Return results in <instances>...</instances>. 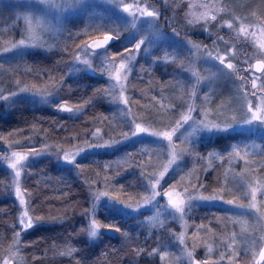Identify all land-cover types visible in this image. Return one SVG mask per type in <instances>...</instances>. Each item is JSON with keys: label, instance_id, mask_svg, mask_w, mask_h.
Masks as SVG:
<instances>
[{"label": "rangeland", "instance_id": "1", "mask_svg": "<svg viewBox=\"0 0 264 264\" xmlns=\"http://www.w3.org/2000/svg\"><path fill=\"white\" fill-rule=\"evenodd\" d=\"M155 1L159 0H0V94L8 87L6 70L14 67L9 78L16 85L13 92L47 103L53 74L26 73L12 61L23 48L45 49L57 44L73 28L70 22L86 19L85 25L77 26L68 37L64 35L69 41V55L55 80L64 82L81 70L105 76L110 115L120 127L116 134L112 130L110 137L100 140L101 128L96 126L86 142L62 147L48 144L46 148L19 149L0 145V168L5 174L2 188L17 208L14 232L0 246V264L8 260L26 264L21 254L23 236L34 225L51 221V216L32 211V191L24 182L27 174L38 182V172L30 167L34 157L55 153L57 164L74 166L85 151L115 149L124 143L135 145L136 154L122 151L114 156L112 167L117 173H135L139 190L136 196L124 198L104 193L103 181L93 182L92 191L104 195L89 198L80 234L91 241L100 230L116 233V228L101 224L96 217L95 210L103 204L118 208L124 218H133L144 237L157 232L163 244L158 247L156 243L151 249L160 252L162 258L157 254V260L163 264H255L264 239V117L253 120L252 113L264 112V96L258 94L252 104L249 94L255 90L254 81L256 89L264 84V74L252 70L255 59L264 61V0H229L224 5L204 0L212 7L207 20L217 19V24L221 22L227 30L218 25V31L210 33L205 23L198 28L192 23L193 33L203 32L208 37L204 41L180 36L174 29L166 32L152 6ZM160 2L180 7L187 19L188 0ZM108 33L123 35L128 45L116 52L88 47L89 39ZM236 43L247 45L248 52L240 59L247 75L237 71L239 65L232 60L238 53ZM121 64L125 67L117 80L116 69ZM5 95H0V101ZM56 108L77 111L67 103ZM231 109L237 117L228 115ZM137 125L146 131L135 132ZM227 131L245 136L232 142L226 153L210 148L203 140ZM165 134L171 135V142ZM200 148L209 159L197 153ZM13 153L26 157L15 168L11 165L19 157ZM65 154L69 159L77 155L66 161ZM214 160L221 162L222 175L218 186L208 188L212 179L205 173ZM199 205H209L217 213L203 217L193 212ZM93 220L99 225L95 236L90 235ZM259 264H264V258Z\"/></svg>", "mask_w": 264, "mask_h": 264}, {"label": "trees", "instance_id": "2", "mask_svg": "<svg viewBox=\"0 0 264 264\" xmlns=\"http://www.w3.org/2000/svg\"><path fill=\"white\" fill-rule=\"evenodd\" d=\"M128 1L137 0H123V2ZM227 1L229 0H214V3L219 2L224 5ZM155 2L152 6L158 14L159 24L166 32L174 29L180 36L189 35L203 41L208 40V37L203 32L193 33L194 31L190 29L194 25L198 28L205 23V27L211 30L210 33L218 31L219 25L222 31L227 32L221 22L217 24V19L207 20L212 7L207 2L204 4V0H188L187 19L180 13V7L173 8L171 3H162L160 0ZM199 5H203L202 9ZM86 22H88L86 19L82 23L70 22L73 28L64 35L68 37L70 31L75 32L77 26L85 25ZM192 23L195 24L191 25ZM64 35L58 39L57 44L45 46V49L23 48L12 61L13 65L24 68L26 73L30 72L38 76L53 74L54 80L48 82L51 95L47 103L14 93L16 85L9 81L14 67L6 70L4 75L7 74L9 78L5 85L8 87L0 94H6L0 101L2 147L46 148L51 144L53 148L57 145L60 147L70 145L73 142H86L88 134L96 126L101 128L100 140L110 137L112 130L115 131L113 134L117 133L115 130L118 126H116L117 120L110 115V97L106 91L105 76L81 70L76 75L67 77L64 82L59 83L55 80L58 78L60 67L65 64L69 55V41L66 42ZM122 36H117L112 43L97 50L120 51L128 45L127 41H123ZM234 49L238 52L236 58L234 55L232 57L233 62L239 65L236 70L247 75L240 65L241 56L245 57L248 52L247 45L236 43ZM258 94L264 96V84L262 89L255 87L253 94H249L253 98L252 104L258 98ZM62 103L75 106L77 111L75 113L59 111L56 106ZM227 112L228 115L232 113L233 118L237 117L236 111L231 109ZM244 136L239 131H227L204 137L203 140L210 148L226 153L232 142L239 141ZM135 148V145L124 143L115 149L85 151L75 159L74 166L57 164L54 159L55 153L32 157L33 162L30 167L38 172V182L34 175L28 177L27 174L24 177V182L32 191L31 208L35 214L51 216V221L34 225L23 236L21 254L26 264H163V260L160 262L157 260V254L162 258L160 252L151 249L156 243L158 247L160 243L163 244L162 238L158 239V233L153 231L145 238L143 231L135 226L133 218H124L122 211L116 207L99 204L95 210L99 222L116 228L115 234L100 230L91 241L80 234L84 226L83 219L89 198L91 199L92 194H101L92 191L93 182L103 181L106 184L104 193L112 192L124 198L136 196L140 185L136 174L117 173L112 167L114 156L122 151H132L131 155H134ZM199 152L209 159L205 149L200 148L197 150V153ZM221 165V162L214 160L209 171L205 173L208 175L207 179L209 177L212 179L206 185L208 188L220 184ZM4 175L0 168V246L6 244L14 232L17 209L15 201L3 191ZM193 212L203 217L217 213L209 205H199L193 208ZM166 237L168 240L169 236Z\"/></svg>", "mask_w": 264, "mask_h": 264}, {"label": "snow or ice", "instance_id": "3", "mask_svg": "<svg viewBox=\"0 0 264 264\" xmlns=\"http://www.w3.org/2000/svg\"><path fill=\"white\" fill-rule=\"evenodd\" d=\"M147 14H148V15H153V13H151V12H148ZM111 38H112L111 36L106 35V36L104 37L102 43H96L94 46L97 47V48H99V47L103 46L104 44H106ZM227 66H228L229 68H232V67H233L232 64H228ZM124 67H125V66H124L123 64H121L120 67L116 69V71H117V73H118V75L116 76V79H117V80H119V78H120V77H119V73L121 72V70L124 69ZM255 69H256L257 72H261L262 74H264V63H262V62H257L256 66H255ZM253 87H254V88L256 87V83H255V81H254V83H253ZM250 111H251V109H250ZM262 117H264V112L260 113L259 115H258L257 113H255V112L252 113V119H253V120H259V119H261ZM184 119L187 120L188 117L185 116ZM213 127H215V125H213ZM142 131H146V130L143 129V128H141L139 125H137V127H136V131H135V132L138 133V132H142ZM165 138H166L169 142H171V135H170V134H165ZM76 155H77V154H72V159H69V155H68V154H65L64 159H65L66 161H72V160L75 158ZM13 156H14V157H19V159L17 160V162L11 165L13 168H15V167L17 166V164L20 162V160H24V159H26V157L20 156L18 153H13ZM169 163L171 164L172 161L170 160ZM16 175L19 176L20 173L17 172ZM252 194H254V197L256 198V192L254 191ZM101 195H104V193H101ZM150 199H151V197H149V200H150ZM213 199H214V197H213ZM146 202H148V201H146ZM21 203H23V201H21ZM170 203H171V201H170ZM229 203H231V201H229ZM173 207H175L177 211H182V209H181L179 206H177V205H173ZM29 226H31V225H29ZM98 227H99V225H98L97 221L93 220V221H92V230H91V232H90V235L95 236ZM189 256H191V253H189Z\"/></svg>", "mask_w": 264, "mask_h": 264}, {"label": "water", "instance_id": "4", "mask_svg": "<svg viewBox=\"0 0 264 264\" xmlns=\"http://www.w3.org/2000/svg\"><path fill=\"white\" fill-rule=\"evenodd\" d=\"M106 35L111 36L112 38L106 44H104L103 46H101L99 48L95 47L94 45L96 43H102L103 42V39H104V37ZM115 39H116V36L115 35L108 33V34H105L103 36H98V37H94L92 39H89L88 42H87V45H88L89 48L94 49V50H97V49L106 47L107 45H109L110 43H112ZM257 62L264 63V61L262 59H255L253 61V63H252V70L254 72H256V73H260V72H257L256 69H255V66H256ZM263 258H264V240H263V244H262V247L260 249V252H259L257 258L255 259V264H259L263 260ZM4 264H13V262L12 261H8V262H6Z\"/></svg>", "mask_w": 264, "mask_h": 264}]
</instances>
